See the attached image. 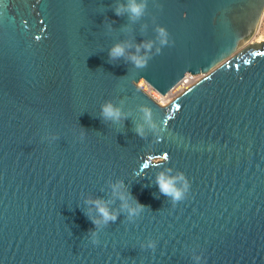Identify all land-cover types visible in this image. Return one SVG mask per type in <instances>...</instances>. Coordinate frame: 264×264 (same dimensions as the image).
Returning a JSON list of instances; mask_svg holds the SVG:
<instances>
[{"label":"water","instance_id":"1","mask_svg":"<svg viewBox=\"0 0 264 264\" xmlns=\"http://www.w3.org/2000/svg\"><path fill=\"white\" fill-rule=\"evenodd\" d=\"M127 3L0 0V264H264V0H147L135 21L114 13ZM158 26L173 42L160 55ZM187 74L202 77L165 106L137 86L165 95ZM109 101L119 123L101 117ZM169 170L191 185L177 204L156 185ZM98 198L119 215L93 245Z\"/></svg>","mask_w":264,"mask_h":264},{"label":"clouds","instance_id":"2","mask_svg":"<svg viewBox=\"0 0 264 264\" xmlns=\"http://www.w3.org/2000/svg\"><path fill=\"white\" fill-rule=\"evenodd\" d=\"M147 0H140L137 3V0H128L126 5H119L114 13L117 17L122 16L125 12L129 13V19L132 21L138 20L141 18L146 11ZM157 37L159 40L160 47H157L155 52L156 55H160L162 48L165 46H170L173 42L169 40L170 34L166 28L158 26L156 28ZM154 46V42H144L141 45L136 47V52L139 53L141 48L145 50L144 55H130L128 61L136 69H144L147 67L149 61L153 59V56L148 55L151 52ZM126 45L116 44L109 50V58L112 61H115L119 58L125 56ZM140 111L143 113L144 124L148 125L149 130L157 132L159 130L158 123L154 119V114L150 107L142 105ZM101 117L104 121H112L113 123H119L122 118V112L120 108L114 106L110 101L105 102L101 106ZM127 117H124L126 119ZM136 134L141 138H144L145 128L144 125H137L135 128ZM83 137V133H81ZM58 139L57 136L53 135L51 140L55 141ZM163 162L161 160L153 161L155 165H161ZM156 185L158 186L159 192L165 197H169L173 204H177L186 198V193H188L191 185L185 179V175L181 172L175 176L170 175L169 172H160L156 176ZM123 183L117 182L112 185L113 196L118 198L121 201V210L127 213L129 219L139 216V214L145 211L146 206L140 204L135 198L131 197V193H125L122 191ZM129 198L134 200V206L128 203ZM86 205H90L85 215L94 225L95 231L90 230L91 243L93 245H99L100 241L98 239V230L107 226L110 222L114 223L119 213L111 210L108 206V202L103 199H88L85 201ZM93 210L95 211V216L92 214ZM143 249H151L155 251L156 244L153 241H147L146 244L141 246ZM195 261V264H201L202 257L197 255L192 257Z\"/></svg>","mask_w":264,"mask_h":264},{"label":"built area","instance_id":"3","mask_svg":"<svg viewBox=\"0 0 264 264\" xmlns=\"http://www.w3.org/2000/svg\"><path fill=\"white\" fill-rule=\"evenodd\" d=\"M200 76V77H199ZM202 77V75H190V74H187L186 76H184L176 85H178V87H177V90H178V93H177V95L176 96H174L173 98H172V100L174 99V98H176L178 95H180L181 93H183L185 90H187L189 87H191V86H193L200 78ZM145 83V82H144ZM147 86H148V88H146V89H144L143 91L149 96V97H151L156 103H158V101H157V96H156V94L155 93H158V92H156L153 88H151L147 83H145ZM175 85V86H176ZM174 86V87H175ZM173 87V88H174ZM172 88V89H173ZM171 89V90H172ZM151 90V91H150ZM170 90V91H171ZM169 92V91H168ZM167 92V93H168ZM166 93V94H167ZM171 100V101H172ZM159 104V103H158Z\"/></svg>","mask_w":264,"mask_h":264},{"label":"rangeland","instance_id":"4","mask_svg":"<svg viewBox=\"0 0 264 264\" xmlns=\"http://www.w3.org/2000/svg\"><path fill=\"white\" fill-rule=\"evenodd\" d=\"M264 41V15L261 19V23L259 25V28L257 30L256 35L254 36V38L252 39L251 43L253 42H263ZM137 86L139 88H141L142 90L146 89L147 87L144 85V81H139V83L137 84ZM165 106V105H162Z\"/></svg>","mask_w":264,"mask_h":264},{"label":"bare ground","instance_id":"5","mask_svg":"<svg viewBox=\"0 0 264 264\" xmlns=\"http://www.w3.org/2000/svg\"><path fill=\"white\" fill-rule=\"evenodd\" d=\"M144 85L148 88V86L145 83H144ZM177 87H178V85H176L171 91H169L165 95H161L159 93H155L156 96H157V101H158L159 105L162 106V105L168 104L172 100V98L177 95V93H178Z\"/></svg>","mask_w":264,"mask_h":264}]
</instances>
